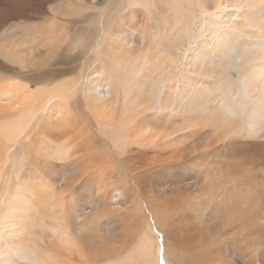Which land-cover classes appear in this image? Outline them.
<instances>
[{"label": "rangeland", "instance_id": "374dc122", "mask_svg": "<svg viewBox=\"0 0 264 264\" xmlns=\"http://www.w3.org/2000/svg\"><path fill=\"white\" fill-rule=\"evenodd\" d=\"M128 1L0 0V93L23 86L30 92L27 101L20 92L8 105L0 98V164L6 165L0 180L7 176L11 181L22 169L7 194L0 182V264L8 242L59 250L66 264H135L139 255L146 256L145 245L150 257L155 249L156 264H264V140L219 143L212 129L190 117L206 103L210 82L203 73L228 39L231 16L239 22L250 11L247 0H166V13L153 0L146 10L132 12ZM75 11L79 13L73 15ZM83 16L78 26L70 23ZM189 28L201 35L187 49L184 33ZM246 38L243 43H258ZM196 53L204 57L192 67ZM94 70L103 81L122 79V110L133 93L143 97L137 112L154 97L156 108V91L177 85L166 117L157 109L147 112L146 122L137 120L144 123L141 127L135 128V121L118 138L125 147L121 165L140 178L139 184L120 166L116 136L114 141L102 136L117 135L122 119L114 128L94 127L102 135L82 128L88 117L101 118L99 109L88 108L85 100H114L113 87L104 82L92 91ZM47 73L55 75L45 77ZM58 104L72 113L58 117ZM176 104L180 107L174 114ZM19 106L31 109L22 127L16 120ZM9 109L17 113L7 120ZM110 116L119 118L121 112ZM250 122L258 123L255 117ZM75 125L80 133L69 134L67 128ZM5 126L22 136L3 152L15 144L13 134L1 136ZM175 151L178 159L163 165L158 161L172 159ZM149 212L164 226L147 225L143 215L152 219ZM18 230L19 240L13 235L5 239ZM255 230L261 231L259 238ZM247 237L257 245L246 243ZM24 253L15 254L11 263Z\"/></svg>", "mask_w": 264, "mask_h": 264}, {"label": "clouds", "instance_id": "9594fccd", "mask_svg": "<svg viewBox=\"0 0 264 264\" xmlns=\"http://www.w3.org/2000/svg\"><path fill=\"white\" fill-rule=\"evenodd\" d=\"M169 6L166 0L156 2V8L161 13H166ZM129 7H137L135 0H130ZM250 13L236 42L225 47L218 59L203 73V79L210 82L207 100L200 111L190 116L202 126L212 129L220 137L219 143L233 138L264 140V38L252 44L243 43L241 39L249 28L264 29V0H254ZM184 35L188 49L201 33L189 28ZM248 52L253 53L251 63L241 68V58ZM143 103L141 114L155 110V97ZM252 117L258 123H251ZM21 171L19 169L11 181L7 176L0 180L4 185V194H7ZM16 264H31V261L21 256ZM147 264H156L155 249Z\"/></svg>", "mask_w": 264, "mask_h": 264}, {"label": "bare ground", "instance_id": "6f19581e", "mask_svg": "<svg viewBox=\"0 0 264 264\" xmlns=\"http://www.w3.org/2000/svg\"><path fill=\"white\" fill-rule=\"evenodd\" d=\"M229 1H231V0H226V4H228L229 3ZM242 2L244 1V0H241ZM126 2V1H125ZM153 2H154V5H155V7H156V2H157V0H153ZM129 3H130V0L128 1V3H127V7L128 8H130L129 7ZM135 3L137 4V8H143L144 10H146V8H148V7H151V5L149 4V0H135ZM253 3H254V0H247V9H251V7H252V5H253ZM126 4V3H125ZM225 4V5H226ZM238 5H236V7H237ZM131 9V11L132 12H135L136 11V8L135 9H132V8H130ZM79 10V9H78ZM243 10L244 9H242V10H240L241 12H243ZM79 12L77 11H75V13H73V15H77ZM148 13L149 14H151L152 12L151 11H148ZM245 13H246V11H245ZM250 11L248 10L247 11V15H246V17L245 18H242V20L241 21H237V19L239 18L237 15H232L231 16V20L227 23V29H228V35H227V40H225V44H224V46H223V48L222 49H220V51L218 52V55L220 56V54L223 52V50L225 49V47H227V46H230V45H232L236 40H237V38H238V36H239V34L238 33H240V31L242 30V28L244 27V24H245V22L247 21V19H248V17L250 16ZM68 15V14H67ZM80 15V17H82L81 16V14H79ZM78 15V16H79ZM106 15H107V9H105L103 12H102V15H100L101 16V19H102V21H103V23L105 22V18H106ZM73 16H72V14H71V17H70V19L72 18ZM84 17V19H82V18H79L78 20L74 17L73 19L75 20H77V21H72V22H70L71 24H73V26H78L80 23H83L84 21H85V16H83ZM64 18H65V16H64ZM67 18V17H66ZM233 18V19H232ZM72 19V20H73ZM124 24H126V23H124ZM63 26V25H62ZM61 26V27H62ZM255 28V32L254 33H243V35H242V37H241V39H245V40H247L248 41V39L246 38V37H249V38H254V39H256L258 42L260 41V39L261 38H264V29H261V28H259V27H254ZM254 28H249V29H254ZM248 30V29H247ZM245 34V35H244ZM250 34H252V35H250ZM37 35V34H36ZM35 35V36H36ZM41 36V35H40ZM122 36H125V35H122ZM243 36H245V37H243ZM42 38H43V36H41ZM123 38V37H122ZM245 40H242V41H245ZM111 41V40H110ZM246 41V43L248 44V42ZM125 42H127V41H125ZM216 42V37H214V39H213V43H215ZM256 43V42H255ZM110 46V45H109ZM61 48V47H60ZM56 50V49H55ZM58 50V49H57ZM193 51V50H192ZM54 53V52H53ZM56 53V52H55ZM54 53V54H55ZM59 53V52H58ZM202 57H204V55L202 54V53H196V55H194V56H192V61H193V66L192 67H194L195 65H197L198 64V62H199V60L202 58ZM252 57H253V53L252 52H248L244 57H242L241 59H242V62H241V67H243L244 65H246V64H249V63H251V59H252ZM42 62V61H41ZM50 62V61H49ZM49 62H47V63H49ZM42 64H43V62H42ZM48 66V65H47ZM55 75V73H47L46 75H45V77H52V76H54ZM92 75H94L93 77L95 78H93V80H91L92 78H90V80L92 81L91 82V86H93L94 87V89L92 90V91H99V89H100V87H102V84H103V82H104V84L106 85V86H108V87H113V91L115 92H112L113 93V98H114V100H112V99H107L106 97H103V98H101V97H94L95 98V100L94 101H88V100H85V105L88 107V108H90V109H99V111H100V113H101V118L99 119V120H94V118L93 117H88L87 119H86V121H85V124H83L82 125V128H86V126H87V128H89L90 129V127H92V129L95 131V132H98L99 134H101L96 128H94V127H105V128H108V129H110V128H114V126L118 123V121L119 120H121L122 119V121L125 123L121 128L122 129H120V132L117 134V135H102L103 137L104 136H109L110 137V140H112L113 139V136H116V138H117V140H115L116 142L115 143H113V145H114V148L117 150V155H118V157H119V154L120 155H124L125 154V152H124V149H125V147H124V142H121V141H119L118 140V138H119V136H121L125 131H126V129L128 128V126L129 125H131V124H134L133 122H135L136 121V124H135V128H139V127H141L143 124H141L139 121H137V120H142L143 122H146L147 121V119L149 118L148 117V113L147 112H144L143 114H141V113H139V112H137L138 111V108L140 107V104H137V102H139L143 97H140L138 94H136V93H133V94H128L127 96H126V100L124 101V102H126V104L123 106V110H122V108H121V97H120V93L119 92H121L122 91V88L124 89V82L122 81V79H119V78H117V77H115V76H112V77H106L105 79H104V81H103V79H102V77L101 76H99V73L96 71V70H94V72L92 73ZM85 75H84V72H82V77H84ZM125 85H126V83H125ZM173 86H175V85H173ZM173 86H167L166 87V91L165 92H163L164 90L162 89H158V91H156V93H155V95H160V97H159V99L157 100V105H156V108L155 109H157V110H159V112L160 113H162V114H164V117H166L167 116V112H170V110H171V102H175L174 101V99H172V98H170V96L169 95H175V93H173V89H176L177 88V85H176V88H174ZM185 87V86H184ZM184 87H181V89L179 90V91H182L183 89H184ZM124 91V90H123ZM20 92H22V99H25V101H27L28 100V98H29V94H30V92H29V90L28 89H26L24 86L22 87V88H19V87H15V88H12V89H9V90H7V91H5V92H1L0 93V98L1 99H3V101H5V102H7V105H8V103H11V102H13L14 101V96L15 95H17L18 93H20ZM175 92V91H174ZM20 95H21V93H20ZM144 95V94H143ZM145 96V95H144ZM15 105H17V103H15ZM27 106V105H26ZM44 106V105H43ZM42 106V107H43ZM20 107L21 106H19V109H20ZM28 107H29V105H28ZM28 107H25V108H27L26 110L24 109V111L23 110H18V113L20 112V111H22V112H20L19 114L20 115H22V116H24V117H20V115L18 116V119H16L17 120V124H19V125H21L22 123H23V126H25L26 125V123L27 122H29V118H27V115H29L30 114V112H31V109L30 110H28ZM180 106L178 105V104H176V108H173V112H174V114H176V109H177V113H178V108H179ZM17 108H18V106H17ZM30 108V107H29ZM144 108V107H143ZM13 110V108L11 109V111ZM121 110V111H120ZM6 111H8V109L7 110H5V111H3V112H6ZM14 111V110H13ZM118 112H121V116L119 117V118H115V116H114V118H111V116H110V114H115V113H118ZM137 112V113H136ZM1 113V112H0ZM13 114L14 113H17V112H12ZM12 113H10V109H9V113L7 112V113H4L5 115V117H6V119H7V117H10V115L12 114ZM67 113H72V111L66 106V105H63V104H58V106H57V115H58V117H62V116H64L65 114H67ZM134 113H136V114H134ZM106 115V116H103V115ZM3 115V114H2ZM107 115H109V116H107ZM144 115V116H143ZM150 115V114H149ZM26 116V117H25ZM177 116H178V114L174 117V118H177ZM3 117V116H2ZM2 117H0V118H2ZM30 117H32V116H30ZM11 118H14L13 116H11ZM10 118V119H11ZM139 118V119H138ZM8 120V119H7ZM254 120V119H253ZM7 122V121H6ZM13 122H15V121H13ZM122 122V123H123ZM21 123V124H20ZM6 124V123H5ZM9 124V123H8ZM18 125V126H19ZM174 125H175V123H174ZM12 126V125H11ZM14 126H16V124L14 125ZM155 126H157L156 124H155ZM177 126V125H176ZM189 126H193L192 125V123L191 122H189ZM17 127V126H16ZM20 127V126H19ZM21 127H22V125H21ZM184 127V126H183ZM77 128H79V126L78 125H75L74 127H73V129H71V128H67L68 129V133L69 134H73V133H80V132H78V131H76V129ZM151 128V127H150ZM168 128H170L171 130H173V126H169ZM192 128V127H191ZM63 129H65V128H63ZM9 130H11V128H9ZM9 130H7V127L5 126V127H3L2 129H1V136L3 137V136H6L7 138L9 137V136H11L12 134H13V132L14 131H9ZM20 130V129H19ZM66 130V129H65ZM70 130H72V132H70ZM16 133H18V134H16ZM15 134L16 135H14L13 134V139L15 140V144L14 145H12V146H10V145H8L9 143H7V142H10L9 140H10V138L6 141V143H7V145H8V148L7 149H5V148H3V152H5L6 150L7 151H9V149H12V148H14V146L15 145H17V143H18V141L20 140V138H19V140L17 141V139H18V137L20 136V134L21 133H19V132H16ZM98 134V135H99ZM190 135V134H189ZM21 136H22V134H21ZM100 136V135H99ZM101 137V136H100ZM192 138V137H191ZM107 140V139H106ZM92 141V140H91ZM113 141H114V139H113ZM89 144V143H88ZM123 146V147H122ZM90 147V146H89ZM194 147V146H193ZM0 148H2V147H0ZM192 147H190L189 146V149H191ZM192 149H194V148H192ZM2 150V149H1ZM5 150V151H4ZM11 151V150H10ZM1 154H2V151H1V153H0V156H1ZM191 155V154H190ZM2 156H3V154H2ZM6 156V155H5ZM179 158V151H175V153H173V157H172V159H170V158H167L165 161L161 158V159H159L158 161L163 165V164H166L169 160H175V159H178ZM3 159V158H2ZM119 160H120V166H121V168L123 169V170H127L126 168L124 169L123 167H122V165H121V159H120V157H119ZM4 161H5V159H4ZM6 161H8V158H6ZM5 163H1L0 164V175H1V173H2V171H3V169L5 168ZM112 170V169H111ZM115 171V170H114ZM117 172V171H116ZM127 173H128V176H126L127 178H129V179H131L133 176H131L130 174H129V172H128V170L126 171ZM114 174V173H113ZM118 174V173H117ZM222 176V175H221ZM220 176V177H221ZM218 177V176H217ZM132 179H134L135 180V182H136V184H139L138 183V181H137V179H140V178H138V177H133ZM226 179V178H225ZM134 180H131V182H132V184H133V182H134ZM223 181V180H222ZM223 183H224V181H223ZM138 187H139V185H137ZM137 188V187H136ZM208 189V188H207ZM138 192H140L143 196H144V194L141 192V191H139L138 190ZM207 192V191H206ZM207 194V193H206ZM146 202V201H145ZM215 204V203H214ZM150 213V212H149ZM150 215L152 216V219H150V217H147L145 214L143 215V217H144V219L147 221V225H149V226H157L158 224H159V226H162L163 224H161L162 223V221H161V223L159 222L158 224H157V220H158V218H156V217H153V214H151L150 213ZM160 219V218H159ZM162 219V218H161ZM212 219V218H211ZM249 219V218H248ZM245 225H247V223L246 222H243V226H245ZM251 225V224H250ZM164 226V225H163ZM162 226V227H163ZM166 226V225H165ZM241 228V227H240ZM243 228V227H242ZM250 229V228H249ZM149 230V229H148ZM14 231H16V229L14 230ZM14 231H12V233L11 232H9L6 236H5V239H9L12 235L13 236H16V238H17V240H19V237H18V235L20 236V234L22 233V231H19L18 230V232H14ZM149 232V231H148ZM249 232V231H248ZM261 232V231H260ZM259 231H257V230H255V232H253V235L256 237V238H259L260 236H261V234L262 233H260ZM263 232V231H262ZM152 233V232H151ZM199 234H201V233H199ZM203 234V233H202ZM248 235V234H247ZM146 236H148V235H146ZM201 236H203V235H201ZM224 236V235H223ZM145 237V236H144ZM200 237V236H199ZM225 237V236H224ZM200 238H202V237H200ZM249 239V237H247L246 238V243H247V241H248V244H252V245H257V242H255V241H250V240H248ZM152 240V239H151ZM243 240V241H244ZM18 242V241H17ZM152 244V242L150 243V245ZM145 246H147V245H145ZM145 246H142V248L146 251V256L145 255H139V257L137 258V263H135V264H147V261L149 260V258H151L152 257V255H151V257H150V253H148V249L145 247ZM5 250L7 251V257L5 258V259H3V264H12L13 262H12V258H13V256L15 255V254H17V253H21V252H25L24 254L26 255L25 257H28V259L31 261V264H66V261L62 258V255H61V253L59 252V250H55V249H51L50 247H48V248H44V247H41V246H34L33 248L32 247H29V246H24V245H21V244H12V243H7V245H6V247H5ZM153 252V251H152ZM201 252V251H200ZM201 254V253H200ZM205 254H207V253H205ZM96 256H98L97 254H96ZM194 257V256H193ZM199 257V255L198 254H196V256L194 257L195 259H197ZM158 258V257H157ZM157 260V259H156ZM129 261V260H128ZM197 261H198V259H197ZM12 262V263H11ZM212 262V261H211ZM127 263V262H126ZM125 264V263H124ZM132 264V263H131Z\"/></svg>", "mask_w": 264, "mask_h": 264}]
</instances>
